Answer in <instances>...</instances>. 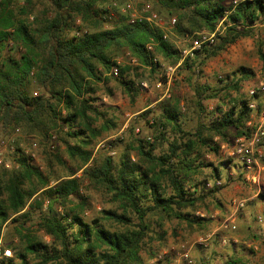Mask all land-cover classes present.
<instances>
[{"label": "trees", "instance_id": "16d2710c", "mask_svg": "<svg viewBox=\"0 0 264 264\" xmlns=\"http://www.w3.org/2000/svg\"><path fill=\"white\" fill-rule=\"evenodd\" d=\"M156 2L168 14H176L174 27L178 34L188 36L202 29L211 33L220 24L212 45L204 44L195 51L194 58L183 59V66L189 71L237 39L253 35L255 24L264 18V0H239L236 4H226L224 0ZM40 4L44 7L41 12L32 0H22V4L19 0H0V128L4 132L24 128L44 137L51 129L65 128L59 131L62 134L58 140L78 162L51 185L49 178L33 165L31 156L14 147L12 157L19 169H0V231L8 222H19L20 229H24L30 210L36 207L40 209L36 225L52 241L46 244L33 234L17 230L23 244L12 246L14 258L1 259L0 264H27L28 254L40 258L42 263L147 264L140 252L154 216L175 217L189 224L205 219L193 214L197 203L215 196L222 186L208 187L206 179H196L207 167H212L213 182L221 179L219 168L206 162L202 151L218 154L222 142L230 143L246 134L250 115L246 98L230 100L226 109L218 105L207 111L202 101L211 96L205 94L209 86L196 84L193 93L201 115L194 128L184 130L180 126L178 102L163 104L157 115L156 139L166 142L165 151L154 154L153 145L139 139L135 161L125 152L117 164L109 156L98 162L93 150L100 132L93 127L90 115L103 113L93 103L91 83L109 80L103 74L116 65L112 48L128 49L136 61L150 68L158 65L153 61L156 53L176 64L181 52L160 28L143 20L130 22L126 12L117 13L116 19L112 12L116 5L111 0H40ZM159 9L152 4L158 15L162 11ZM109 13L113 14L110 19ZM30 17L32 21L28 20ZM111 20L115 22L104 27L103 23ZM196 37L199 35L190 36L189 42ZM151 40L154 46L148 50L146 44ZM10 43L19 48L17 58L1 56ZM257 51L264 63L261 41ZM128 70L119 65L115 78L135 95L133 81L126 79ZM239 71L245 75L247 69L241 66ZM32 82L39 88L37 94L30 92ZM238 84L237 80L233 83L234 89H238ZM168 127L173 130L172 138ZM89 161L93 162L90 166ZM229 163L226 159L220 164L227 168ZM79 170L92 185L102 187L119 209L104 208L100 216L86 220L83 215L90 204L88 196L80 192V177L75 176ZM44 202L46 209L42 211ZM148 254L151 258L156 255L151 248ZM230 261L227 264L240 262Z\"/></svg>", "mask_w": 264, "mask_h": 264}, {"label": "rangeland", "instance_id": "374dc122", "mask_svg": "<svg viewBox=\"0 0 264 264\" xmlns=\"http://www.w3.org/2000/svg\"><path fill=\"white\" fill-rule=\"evenodd\" d=\"M22 4V0H19ZM37 11H43V5L40 0H32ZM116 8L112 10L114 17L117 19V13H122L121 7L125 0H115ZM153 7L161 9V17L164 22L159 27L163 33L167 34V39L181 52V58L176 64L166 61L160 54L156 53L153 61H157L158 65L147 67L136 61L130 64V58H134L129 54L128 49L115 47L111 50V57L120 58L121 66L125 65L129 68L126 79H130L134 83L136 94L128 93L124 87L116 80V76L110 73V70L103 75L108 76L107 82H92L91 86L94 92V104L103 115H90L92 125L100 133L94 139L93 156L98 162L102 161L104 156H109L113 164H117L125 152L130 154L131 160L135 161V146L138 140H146L153 145V153L160 154L166 150L167 144L158 137L157 115L161 111L163 104L179 103V123L184 130H191L195 127L199 120V111L196 105L197 97L193 93V87L196 84L209 86L205 94H211L210 97L202 101L205 110H213L220 105L223 109L229 106L232 99H240L245 96L247 87L259 80H264V63L260 59L257 51V44L262 43L264 52V18L258 21L254 28V34L237 39L233 44L226 47L218 55L206 60L204 64L197 63L193 65L190 71L183 66L182 61L186 57L194 58L195 51H190V36H196L202 32L195 31L188 36L176 33L175 27L169 25V19L176 18V14H168L166 9H162L156 0H151ZM226 4L233 0H224ZM119 6V8H118ZM159 9V10H160ZM168 11H170L168 9ZM171 12V11H170ZM32 21V18H28ZM115 20L104 22V27L111 26ZM80 25V21H76ZM219 31L220 24L217 25ZM197 38V37H196ZM216 41V39H215ZM212 45V44H211ZM19 48L14 44H9L1 52V56L8 55L18 57ZM1 58V57H0ZM189 63H191L189 61ZM182 64V65H181ZM169 66L175 67L171 79L167 82L166 70ZM244 66L247 69L245 75L241 74L239 68ZM192 70V71H191ZM238 81V89H234L233 83ZM147 84L146 88L141 83ZM161 85L157 87V83ZM39 88L35 82L30 85L31 94H37ZM147 110L149 113L141 115ZM201 115V114H200ZM201 119V118H200ZM203 119V117H202ZM16 129V128H15ZM50 130L47 137L42 136L39 132H29L24 128H20L17 132L10 129L4 132L0 128V139L11 137L14 147L22 148L26 155L31 156L33 153L32 163L46 177L52 185L55 179L69 173L74 168L78 160L75 161L65 151L64 145L58 140L65 128ZM60 133V135L58 134ZM173 130L168 127V136L173 137ZM52 135L55 138H52ZM215 142H219L218 137H214ZM234 140V139H233ZM222 142L219 147L218 154L204 149L202 151L204 160L211 163L213 167H218L221 171V180L223 181L219 193L215 196H208L204 200L197 203V209L193 211L196 216L203 217L201 222L189 224L184 220L175 217H158L154 216L151 224V232L149 237L145 239V244L140 252L145 262L151 259L148 250L151 248L154 254L172 250L180 245H186L190 248V253L195 264H227L231 259L240 260L236 264H264V225L256 221V215H264V170L259 173L255 183L246 180L243 175H239L240 170L236 168L233 161L229 163V167L221 166V162L228 157L229 147L231 143ZM5 157L17 164L9 170L19 169L18 163L13 159L12 153L6 152ZM93 164L89 161L88 166ZM2 170L3 167L0 166ZM212 167L203 168L196 176L197 180L212 181L210 175ZM75 176L80 177V192L88 196L90 208L84 212V218H91L101 215L104 208H117L115 203L109 200V196L102 187L92 185L91 182L82 175V170L76 172ZM263 195V196H262ZM233 197L246 199L245 207L238 211L236 217V230L220 232L227 237V242L222 244L219 235L209 239L206 246L198 244L196 240L199 237H205L212 231H217L219 223L230 213V200ZM44 202L41 210L46 209ZM260 205L261 208H256ZM60 210V208H58ZM31 217L26 220L22 232L25 234H33L38 240L50 244L52 239L43 233L37 225V216L40 209L34 207L31 210ZM132 221L136 222V217L132 215ZM107 224V223H106ZM19 222H8L4 224L0 231V260L6 258H14V248L12 246H21L22 240H19L17 230H21ZM3 249H10L12 256L4 257ZM170 255L159 264H168ZM17 262V260L15 259ZM5 264V262L3 263ZM27 264H55L53 261L42 263L40 258L28 254Z\"/></svg>", "mask_w": 264, "mask_h": 264}, {"label": "built area", "instance_id": "2783aa9c", "mask_svg": "<svg viewBox=\"0 0 264 264\" xmlns=\"http://www.w3.org/2000/svg\"><path fill=\"white\" fill-rule=\"evenodd\" d=\"M239 0H233V3H237ZM113 6L116 5L115 0H111ZM121 11L126 12L129 15L130 22L135 20H143L148 22L150 25L156 27H161L163 21L161 17L152 10L151 0H125L121 6ZM113 14L109 13L108 18H112ZM175 17L169 19V25L174 27ZM220 32L218 28L214 32H202L199 37L190 41V51L199 50L205 45H211L215 42L216 34ZM164 37L167 34L164 33ZM154 42L151 40L147 42L146 48L152 50ZM130 64L136 62L135 58H130ZM116 65L111 67L110 73L113 75H118L119 65H121L120 58H114ZM175 67L169 66L166 70L167 82L171 79ZM161 85L160 82L157 83V87ZM143 88L147 87L145 82L141 83ZM245 98L247 101V107L250 110L249 119L246 122V127L248 128L246 134L241 135L233 140L231 146L229 147L228 157L236 165V168L240 170L239 175H243L246 180L255 183L259 176V173L264 170V80L256 81L250 84L245 90ZM15 131H19L16 129ZM54 137V136H52ZM13 139L11 137L0 139V166L3 168L16 167L17 164L9 161L5 157V153L14 152ZM33 156V153L30 154ZM213 184L217 186H222L223 181L221 179H216L213 181H208L207 186L211 187ZM246 199L233 197L231 198L230 213L229 215L222 219L219 223L217 231H212L208 233L205 237H199L196 242L203 246H206L209 239L219 235L218 238L222 244L227 242V237L220 232L234 231L236 230V217L238 211L245 207ZM256 221L264 225V215L257 214ZM4 257L12 256L10 249H3L2 252ZM170 255V262L168 264H195L192 255L190 253L189 246L180 245L177 248H172V250H166L156 254L153 258L148 261V264H159L166 259L167 255Z\"/></svg>", "mask_w": 264, "mask_h": 264}, {"label": "crops", "instance_id": "0c3cea01", "mask_svg": "<svg viewBox=\"0 0 264 264\" xmlns=\"http://www.w3.org/2000/svg\"><path fill=\"white\" fill-rule=\"evenodd\" d=\"M221 190H219L217 193H219ZM256 208H261L260 205H258ZM264 211V210H263Z\"/></svg>", "mask_w": 264, "mask_h": 264}]
</instances>
